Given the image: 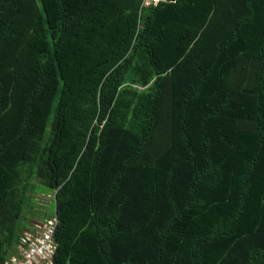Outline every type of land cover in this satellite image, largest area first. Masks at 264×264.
<instances>
[{
    "label": "trees",
    "instance_id": "trees-1",
    "mask_svg": "<svg viewBox=\"0 0 264 264\" xmlns=\"http://www.w3.org/2000/svg\"><path fill=\"white\" fill-rule=\"evenodd\" d=\"M48 223L54 264H264V0H0V264Z\"/></svg>",
    "mask_w": 264,
    "mask_h": 264
},
{
    "label": "built area",
    "instance_id": "built-area-1",
    "mask_svg": "<svg viewBox=\"0 0 264 264\" xmlns=\"http://www.w3.org/2000/svg\"><path fill=\"white\" fill-rule=\"evenodd\" d=\"M160 0H145V5ZM55 223H48L43 229H38L37 237L24 235L17 243V254L5 261V264H54L56 255Z\"/></svg>",
    "mask_w": 264,
    "mask_h": 264
},
{
    "label": "rangeland",
    "instance_id": "rangeland-1",
    "mask_svg": "<svg viewBox=\"0 0 264 264\" xmlns=\"http://www.w3.org/2000/svg\"><path fill=\"white\" fill-rule=\"evenodd\" d=\"M161 1L163 2V0L155 1V5L157 6L159 3H161ZM34 2H37V0H34ZM42 2L44 4H46L47 0H41V3ZM44 7H42V9L40 11H44L45 12L48 9H50L52 7V5H49V6L45 7V8ZM103 22L104 21H103L102 17L100 19L95 18V19H93V21H91L89 23V25H87L85 27V31L87 33L90 31L91 36L93 34V31H95L94 36L96 37V44L93 43V44H91V46L92 47H96L97 49L100 48L101 51H104L109 45L114 43V40H112V38L108 39L107 35H105L103 38H102V36L98 37L100 35H98L97 34L98 32H96V31L101 29V24H103ZM134 105L135 104H132V106H134ZM130 112H131V106L128 109H126L125 111H123L119 115H123V116H125V114H129L130 115L131 114ZM129 115H128V117H129ZM128 117H127V119H128ZM82 123H83L82 119H78V117H76V116H72L71 117V124L70 125H71L72 129L79 127L80 125H82ZM71 128H69V129H71ZM36 129L39 130V131L37 130V134L38 133H43L44 130H46V126H44V124H42V123L39 124V125L37 124L36 127H35V130L32 131L31 133H29L27 136H25L24 140L32 142L34 139H38L39 137L38 138L36 137ZM32 195L34 197L32 199H30L29 202H27V209L32 211L31 215L28 214L30 219L34 218V214H33L34 212L33 211H35L36 206H38L37 210H39L41 212L42 211L43 212L44 211H48L49 209H52V207L51 208L46 207L48 204H50V200L53 198V193L48 192V189L46 187L43 186L42 189H38V193L36 195L33 194V193H32ZM38 214H40V213H38ZM38 214H37V217H38ZM57 248L58 247L56 245V249ZM11 254L13 255V254H15V252H13Z\"/></svg>",
    "mask_w": 264,
    "mask_h": 264
},
{
    "label": "crops",
    "instance_id": "crops-1",
    "mask_svg": "<svg viewBox=\"0 0 264 264\" xmlns=\"http://www.w3.org/2000/svg\"><path fill=\"white\" fill-rule=\"evenodd\" d=\"M18 243V242H17ZM17 243H15L10 249H11V253H13V252H15V254H17V249H16V246H17ZM10 253V255H8V257L6 258V260L5 261H7L10 257H11V254ZM5 264V263H4Z\"/></svg>",
    "mask_w": 264,
    "mask_h": 264
}]
</instances>
